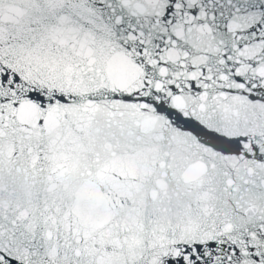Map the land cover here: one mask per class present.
<instances>
[{
	"label": "snow or ice",
	"instance_id": "obj_1",
	"mask_svg": "<svg viewBox=\"0 0 264 264\" xmlns=\"http://www.w3.org/2000/svg\"><path fill=\"white\" fill-rule=\"evenodd\" d=\"M0 264H264V0H0Z\"/></svg>",
	"mask_w": 264,
	"mask_h": 264
}]
</instances>
